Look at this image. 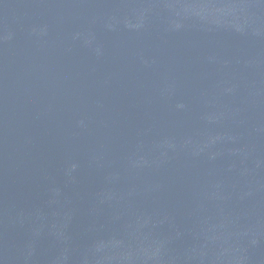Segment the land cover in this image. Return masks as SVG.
<instances>
[{"label": "water", "instance_id": "obj_1", "mask_svg": "<svg viewBox=\"0 0 264 264\" xmlns=\"http://www.w3.org/2000/svg\"><path fill=\"white\" fill-rule=\"evenodd\" d=\"M0 264H264V0H0Z\"/></svg>", "mask_w": 264, "mask_h": 264}]
</instances>
